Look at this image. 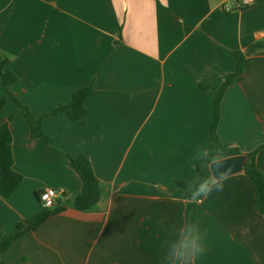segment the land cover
<instances>
[{
    "label": "crops",
    "instance_id": "crops-1",
    "mask_svg": "<svg viewBox=\"0 0 264 264\" xmlns=\"http://www.w3.org/2000/svg\"><path fill=\"white\" fill-rule=\"evenodd\" d=\"M0 0V57L17 81L1 84L0 126L9 123L14 169L23 182L0 195V249L16 226L42 210L36 196L58 192L64 210L0 254L4 264H161L164 242L185 219L203 236L192 264H264V216L244 170L221 192L189 202L177 181L199 176L192 159L209 145L215 99L226 89L217 134L248 155L264 146V0ZM91 85L84 123L44 119L51 144L31 137L12 95L39 118ZM202 87H204L202 89ZM207 89V90H204ZM10 94V95H9ZM68 155L85 156L100 200L74 208L83 183ZM264 175V149L256 159ZM56 206V207H57Z\"/></svg>",
    "mask_w": 264,
    "mask_h": 264
},
{
    "label": "trees",
    "instance_id": "trees-1",
    "mask_svg": "<svg viewBox=\"0 0 264 264\" xmlns=\"http://www.w3.org/2000/svg\"><path fill=\"white\" fill-rule=\"evenodd\" d=\"M264 51V41L253 44L247 50V54H255ZM237 70L231 74L221 87L220 94L215 99V114L214 121L210 129L209 136V149H220L228 157L241 155L240 151L236 148L223 145L217 134V128L220 121V104L226 89L232 84L234 79L243 72L244 55L241 52L235 53ZM9 60L0 57V71L2 73L1 84L7 88L10 84L16 82L18 79L11 71H4L8 66ZM204 87H202L203 89ZM207 90V89H204ZM94 94L91 85L82 87L74 92L72 99L67 104H60L55 107L51 112L36 118L30 109L22 105L12 95L10 97L16 102L18 107L22 110L25 116L33 139H44L46 142L51 144V141L44 134L42 128V122L44 119L56 117L59 115H66L74 122L84 123L85 118L88 115L86 108V101L89 97ZM7 103V98L0 100V109L4 108ZM13 136L9 126V123L0 126V195L8 199L16 192L19 186L23 182V177L14 169V152H13ZM264 149V146L258 148L256 151L246 155L248 157V164L244 167V173L246 174L249 181L252 183L255 191V209L259 215L264 216V175L258 169L256 159L258 153ZM72 167L76 170L80 176L83 188L82 191L75 197L74 208L77 211H89L91 210L100 200L101 189L100 181L94 174L91 162L85 156L73 157L68 155ZM197 173L200 177L207 175L206 170H201L199 165H196ZM178 189L186 193V183L183 181L176 182ZM39 202V193L36 194ZM41 204V203H40ZM42 206V205H41ZM63 208L56 207L54 209H46L42 207V210L38 212L27 222V228L22 224L16 226V232L8 236L1 249L0 254L7 251L16 241L21 239L27 232L34 231L39 228L49 217L52 215L59 214L63 211ZM191 222L195 224V211L191 216ZM0 264H4L0 261Z\"/></svg>",
    "mask_w": 264,
    "mask_h": 264
},
{
    "label": "clouds",
    "instance_id": "clouds-1",
    "mask_svg": "<svg viewBox=\"0 0 264 264\" xmlns=\"http://www.w3.org/2000/svg\"><path fill=\"white\" fill-rule=\"evenodd\" d=\"M192 159L207 175L196 176L186 181V192L189 202L196 203L213 192H221L230 169L216 175L212 166L219 167L227 156L220 149H209L207 146L198 147ZM166 248L161 264H187L191 257L201 255L205 251L202 233L199 226L185 219L182 226L177 227L173 237L164 242Z\"/></svg>",
    "mask_w": 264,
    "mask_h": 264
},
{
    "label": "built area",
    "instance_id": "built-area-1",
    "mask_svg": "<svg viewBox=\"0 0 264 264\" xmlns=\"http://www.w3.org/2000/svg\"><path fill=\"white\" fill-rule=\"evenodd\" d=\"M237 3V7H233L230 4H226L224 9L226 12H232L234 9L242 10L245 7L251 5L252 0H235ZM58 198V192L55 189H45L39 194L40 203L43 208L46 209H54L56 208V200Z\"/></svg>",
    "mask_w": 264,
    "mask_h": 264
},
{
    "label": "water",
    "instance_id": "water-1",
    "mask_svg": "<svg viewBox=\"0 0 264 264\" xmlns=\"http://www.w3.org/2000/svg\"><path fill=\"white\" fill-rule=\"evenodd\" d=\"M247 164L248 157L246 155L228 157L219 167L213 165L212 172H214L216 175H219L221 172L230 169V172H228V177H230L241 173L244 170V167L247 166ZM187 264H192V257L189 259Z\"/></svg>",
    "mask_w": 264,
    "mask_h": 264
}]
</instances>
